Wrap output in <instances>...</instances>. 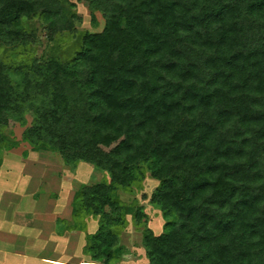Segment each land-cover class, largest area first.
Returning a JSON list of instances; mask_svg holds the SVG:
<instances>
[{"label": "trees", "instance_id": "16d2710c", "mask_svg": "<svg viewBox=\"0 0 264 264\" xmlns=\"http://www.w3.org/2000/svg\"><path fill=\"white\" fill-rule=\"evenodd\" d=\"M85 1L100 31L69 0H0V166L23 142L107 173L60 221L89 264L121 260L128 223L141 264H264V0ZM147 177L158 234L119 195Z\"/></svg>", "mask_w": 264, "mask_h": 264}, {"label": "crops", "instance_id": "0c3cea01", "mask_svg": "<svg viewBox=\"0 0 264 264\" xmlns=\"http://www.w3.org/2000/svg\"><path fill=\"white\" fill-rule=\"evenodd\" d=\"M4 160L8 158L4 157L0 166V264L90 263L88 262L90 259L82 252L85 242L82 245L78 243L77 246L74 243L73 236L82 233L84 238V233L80 230L70 232L61 229L60 221L71 219V202L74 193L68 189L65 181V177L70 175V169L61 168L57 173L52 174V171L43 168L44 163L40 162L42 167L38 169L39 174H31L25 168V164L28 163L26 158L21 159L23 162L19 164L17 174L14 164ZM40 186L46 192L43 193L42 201L33 205L36 208L33 211L35 215L20 220L22 227L17 229V219L15 220L13 214H17L18 209L22 210L20 213H30L25 209L27 205L24 197L38 195L36 190ZM50 187H56L55 189L58 190L55 199L47 196L46 189ZM89 223L88 220V232H90ZM65 253L69 256L77 255L76 260H63L61 257Z\"/></svg>", "mask_w": 264, "mask_h": 264}, {"label": "rangeland", "instance_id": "374dc122", "mask_svg": "<svg viewBox=\"0 0 264 264\" xmlns=\"http://www.w3.org/2000/svg\"><path fill=\"white\" fill-rule=\"evenodd\" d=\"M74 3V9L77 12V14L80 16L81 20L75 24L76 28L80 31L88 30V31H100L103 27L104 20L99 12H96V23L94 24L91 21L90 16V10L87 6V2L85 0H69ZM42 41L41 46L37 48L36 55L40 56L44 51H48L46 48V38L43 36V32L38 30L37 33ZM32 119V112H28L26 114V120L27 124ZM23 130V127L16 124L10 129H6V133L11 134L16 139H20L21 131ZM7 157L8 160H4V162H7L9 164H14L16 173L18 174L19 164H21L23 161L21 159H28V163L25 164V168L27 172H30L31 174H39L38 169L40 166L43 168H47V170L52 171V174L57 173L58 169H66L69 171L70 175H67L65 177V181L67 182L66 185L69 187L68 189L71 190V192H75L81 184H92L95 182H98L102 179H105L108 177L107 173L101 169H98L94 165L85 162V161H74V160H65L63 159L58 153L54 152H37L30 148L29 145L26 143L21 142L17 147L8 150L3 151L1 153V158ZM20 160V161H19ZM29 164V165H27ZM6 167V166H5ZM4 167V168H5ZM74 173V175H73ZM16 177V176H13ZM74 177V178H73ZM158 182L157 180L147 177L143 183H142V189L137 191V193L131 195L125 192H119L120 198L126 202H130L133 198H135L139 204L143 206L144 212L147 215V226L155 233L158 234L163 229L164 220L161 216V213L158 209H156L152 204L149 202V197L154 190V188L157 186ZM56 187L47 190V196L50 199H55V195L58 194V190L55 189ZM18 190V189H17ZM37 193L35 197L32 196H25V202L26 205H24L25 209L29 211L30 213L27 214L26 212L20 213V209H18L17 214H13L17 224L16 228H21L22 219H29L35 215L33 212L36 208L33 207V205H37V203H40L44 197L43 193H45V189L43 187H37ZM40 199V200H36ZM34 200V201H33ZM71 214V213H70ZM127 218L130 221L131 214H127ZM19 219V220H18ZM36 221V218H35ZM70 221V220H69ZM89 231L92 232L97 227V220L96 219H89ZM59 223V222H58ZM57 227V226H56ZM78 235V236H76ZM73 236L74 243H79L80 245L83 244L84 238L83 234H76ZM120 243H122L125 247V253L122 256L121 260L115 264H141L146 262V258L144 255V246L142 243V233L140 230L136 229L132 223H128V225L120 232ZM9 258V257H8ZM63 260H70L75 261L77 258V255H68L65 253L63 257H61ZM89 264V263H86Z\"/></svg>", "mask_w": 264, "mask_h": 264}]
</instances>
